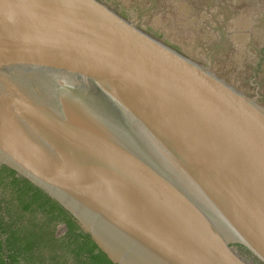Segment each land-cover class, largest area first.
Listing matches in <instances>:
<instances>
[{
	"label": "water",
	"instance_id": "water-1",
	"mask_svg": "<svg viewBox=\"0 0 264 264\" xmlns=\"http://www.w3.org/2000/svg\"><path fill=\"white\" fill-rule=\"evenodd\" d=\"M100 0H0V164L114 264H264V106Z\"/></svg>",
	"mask_w": 264,
	"mask_h": 264
},
{
	"label": "trees",
	"instance_id": "trees-1",
	"mask_svg": "<svg viewBox=\"0 0 264 264\" xmlns=\"http://www.w3.org/2000/svg\"><path fill=\"white\" fill-rule=\"evenodd\" d=\"M60 226L66 227L62 235ZM235 246L251 256L245 246ZM0 264L114 263L57 201L0 164Z\"/></svg>",
	"mask_w": 264,
	"mask_h": 264
},
{
	"label": "rangeland",
	"instance_id": "rangeland-1",
	"mask_svg": "<svg viewBox=\"0 0 264 264\" xmlns=\"http://www.w3.org/2000/svg\"><path fill=\"white\" fill-rule=\"evenodd\" d=\"M197 3V4H196ZM195 30H155L185 55L212 69L264 106V0H197ZM146 31V30H145ZM148 31V30H147ZM66 228L60 226L58 234Z\"/></svg>",
	"mask_w": 264,
	"mask_h": 264
},
{
	"label": "flooded vegetation",
	"instance_id": "flooded-vegetation-1",
	"mask_svg": "<svg viewBox=\"0 0 264 264\" xmlns=\"http://www.w3.org/2000/svg\"><path fill=\"white\" fill-rule=\"evenodd\" d=\"M100 1L107 4L120 16L128 19L130 22L135 23V25L139 29L144 31L146 30V32H148L149 34L162 40L164 43L172 46L178 51H180L179 47H177L176 45L173 46L171 45L172 43L169 40H165L162 37H159L160 33L155 32V30H195V20L193 17L194 7H192V5L196 3L197 0ZM259 89L260 86L256 85V91L254 95L258 93L262 98L263 95L259 92ZM243 256L252 261L253 264H262L260 260H255V256L252 254L250 257L247 254Z\"/></svg>",
	"mask_w": 264,
	"mask_h": 264
}]
</instances>
